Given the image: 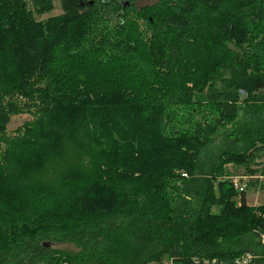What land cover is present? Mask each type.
<instances>
[{
    "label": "trees",
    "instance_id": "1",
    "mask_svg": "<svg viewBox=\"0 0 264 264\" xmlns=\"http://www.w3.org/2000/svg\"><path fill=\"white\" fill-rule=\"evenodd\" d=\"M137 1L0 0V264H264V0Z\"/></svg>",
    "mask_w": 264,
    "mask_h": 264
},
{
    "label": "rangeland",
    "instance_id": "2",
    "mask_svg": "<svg viewBox=\"0 0 264 264\" xmlns=\"http://www.w3.org/2000/svg\"><path fill=\"white\" fill-rule=\"evenodd\" d=\"M153 1L154 0H138L137 3H138V5H142V4L151 3ZM53 5H54V8L49 14H42L41 16H37L36 18L38 20H43L48 16L57 15V14L61 13L59 0H53ZM30 118L31 117L28 114H19V115L12 116L8 125H7L8 131L13 132L25 120H28ZM85 158H87V157H85V156L79 157L76 153H74L73 150H68V152L65 153V155L62 156L61 158L52 160L51 162L46 164L44 169L41 172H39L36 175V177H34V178L38 182L40 181V182H46V183H49V182L55 183V181H56L55 179H57L58 175L63 170H65V168L69 164L76 163L79 160H83V159H84L83 162L86 163L87 159H85ZM263 161H264V159H263ZM228 167L230 169H232L231 165H228ZM177 173L183 177L187 176V174L183 171H177ZM233 173H236L238 175L242 174L241 170H236ZM235 176H237V175H235ZM246 194H247L248 202L251 204L252 203L253 204H261L264 200V189L259 190V189H254V188H248L246 191ZM54 246L57 248L63 249V250H74V248L71 244H54ZM165 260H168V259H165ZM164 263L166 264V263H168V261H165Z\"/></svg>",
    "mask_w": 264,
    "mask_h": 264
},
{
    "label": "built area",
    "instance_id": "3",
    "mask_svg": "<svg viewBox=\"0 0 264 264\" xmlns=\"http://www.w3.org/2000/svg\"><path fill=\"white\" fill-rule=\"evenodd\" d=\"M230 179H231L233 187L239 191H242L246 187V181L248 177L234 176V177H231ZM260 238H261L262 244H264V233L260 234ZM252 258H254V256H252L249 253H245L241 258L235 259L234 264H248L252 260ZM166 261H168V263L166 264H169V263L171 264L170 260H166ZM164 262H162V264H165ZM210 264H216V263L213 260Z\"/></svg>",
    "mask_w": 264,
    "mask_h": 264
},
{
    "label": "crops",
    "instance_id": "4",
    "mask_svg": "<svg viewBox=\"0 0 264 264\" xmlns=\"http://www.w3.org/2000/svg\"><path fill=\"white\" fill-rule=\"evenodd\" d=\"M263 182H264V179H263ZM246 200H247V203L250 204V205H260V204H253V203L251 204V203H249L248 199H247V194H246ZM261 204H264V200H263V202Z\"/></svg>",
    "mask_w": 264,
    "mask_h": 264
}]
</instances>
